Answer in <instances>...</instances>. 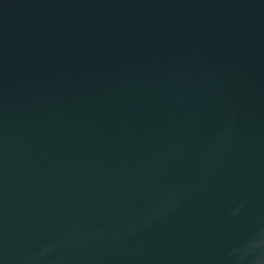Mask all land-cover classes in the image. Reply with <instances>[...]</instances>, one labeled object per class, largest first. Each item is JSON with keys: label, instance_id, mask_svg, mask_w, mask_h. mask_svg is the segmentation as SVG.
Instances as JSON below:
<instances>
[{"label": "water", "instance_id": "obj_1", "mask_svg": "<svg viewBox=\"0 0 264 264\" xmlns=\"http://www.w3.org/2000/svg\"><path fill=\"white\" fill-rule=\"evenodd\" d=\"M262 231L264 0H0V264H264Z\"/></svg>", "mask_w": 264, "mask_h": 264}, {"label": "clouds", "instance_id": "obj_2", "mask_svg": "<svg viewBox=\"0 0 264 264\" xmlns=\"http://www.w3.org/2000/svg\"><path fill=\"white\" fill-rule=\"evenodd\" d=\"M259 235L264 236V231H262ZM256 247H257V245L252 246V244H249L245 249L242 250L241 256H240V260H243L246 257H248V255L250 254V252H252L253 250H255Z\"/></svg>", "mask_w": 264, "mask_h": 264}]
</instances>
